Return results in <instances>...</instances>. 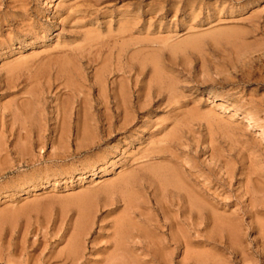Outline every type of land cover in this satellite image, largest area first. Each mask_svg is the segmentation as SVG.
<instances>
[{
	"label": "rangeland",
	"instance_id": "rangeland-1",
	"mask_svg": "<svg viewBox=\"0 0 264 264\" xmlns=\"http://www.w3.org/2000/svg\"><path fill=\"white\" fill-rule=\"evenodd\" d=\"M121 222L141 264H264V0H0V264Z\"/></svg>",
	"mask_w": 264,
	"mask_h": 264
},
{
	"label": "bare ground",
	"instance_id": "bare-ground-1",
	"mask_svg": "<svg viewBox=\"0 0 264 264\" xmlns=\"http://www.w3.org/2000/svg\"><path fill=\"white\" fill-rule=\"evenodd\" d=\"M172 175L173 174L169 173L167 169L161 168L159 166V167L151 168L149 170V176H147V177L152 182L158 183V186H160L164 190H167V188H169V189L171 188L172 194L175 195L178 200L182 201V196L183 195L181 194V191L182 190L186 191L188 184L185 187L182 186L181 184H179V183H177L175 181V179H176L175 177L176 176L173 177ZM121 184L124 187L125 186L126 187L127 186H133L135 184V178L134 177H127L126 179L122 180ZM185 184H186V182H185ZM193 192H195V190H193L192 193L190 191H188L187 193H185L186 195L183 198L185 200V202H186V205H187V220L190 221V223H188L189 225H193V222H194L193 221L194 210L195 209H197V210L201 209L202 208V203H203V198L201 199L199 197L200 193L196 194V192H195V194H194ZM182 203L181 204L179 203V204L182 206ZM203 207H204V205H203ZM180 209H181V207H180ZM125 224H127V222L126 223L125 222H121V223L118 224L117 228H115L116 229V234L115 235H117V236H116V239H115L114 244H113L114 248L112 249L113 251L111 253H109L107 255V257H105L106 259H105V263L104 264H141L140 262H138V260L135 259V257H133L132 255L131 256L129 255V250L127 249V246H126V236L125 235H126V231H127L126 229L127 228L125 229L126 230L125 231L124 230V225ZM85 226L81 225V226L77 227V230L75 231V234L73 235L71 241L68 243L65 251L63 252V259L64 260H62V259L61 260L64 262V264L65 263L66 264H76L77 263L76 259L78 258V256L81 253V251H83L84 248H85L83 246V242L85 243L84 238H85L86 232H87V231L85 232V230H86ZM89 226L90 227H88V228H91L92 223ZM88 230H90V229H88ZM171 241L173 243L177 244V242L175 240V237H171ZM104 249H106V248H104ZM105 251H107V250H105ZM59 258H61V257H59ZM194 260L196 261L195 258H194ZM155 262L157 264H167L166 260L163 259V258L162 259L159 258V260H155Z\"/></svg>",
	"mask_w": 264,
	"mask_h": 264
}]
</instances>
